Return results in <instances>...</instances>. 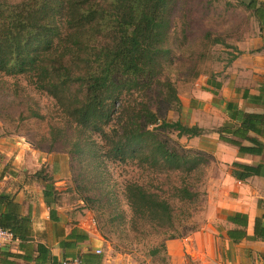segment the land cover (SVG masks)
<instances>
[{"label":"trees","instance_id":"1","mask_svg":"<svg viewBox=\"0 0 264 264\" xmlns=\"http://www.w3.org/2000/svg\"><path fill=\"white\" fill-rule=\"evenodd\" d=\"M180 1L183 0H0V75L23 76L36 91L54 100L67 117L73 127L49 126L51 143L61 141L73 157L97 165L99 152L90 142V134H101L100 125L116 119L119 133L113 132V138L102 134L107 139L106 153L122 162H135L142 169L165 171L183 179V184L174 188L175 197L182 203H191L198 193L188 178L199 173L204 157L191 149L169 146L154 131L170 130L176 138L189 139L199 136L202 130L160 120L145 104L135 110L123 100L161 75L170 64L172 14ZM243 7L259 29L264 28V3L247 0ZM160 86L163 99L178 111L175 88L167 79ZM256 90L257 96L243 92L242 98L264 106V85ZM225 110L234 127L219 128L218 139L236 147L240 154L260 156L264 144L258 138L264 139V113H245L231 103H226ZM27 112L38 117L30 108ZM242 141L248 146H242ZM231 166L236 169V180L264 178V164ZM42 183L40 194L48 219L56 222L55 191L51 184ZM124 193L134 219L158 227L171 225V206L154 191L131 182L125 185ZM259 221L254 220L252 238H264V222L257 228ZM0 229L8 230L18 246L32 241L29 215H22L19 204L5 193H0ZM65 239L58 242V247L72 250L85 237L77 239L71 230ZM34 252V258L27 260L60 264L42 244H36ZM9 257L23 259L18 254ZM82 258V262L77 259L79 264L100 263L96 254Z\"/></svg>","mask_w":264,"mask_h":264},{"label":"rangeland","instance_id":"2","mask_svg":"<svg viewBox=\"0 0 264 264\" xmlns=\"http://www.w3.org/2000/svg\"><path fill=\"white\" fill-rule=\"evenodd\" d=\"M246 2L180 1L172 14L170 64L147 85L125 95L124 103L135 110L145 104L160 120L172 122L175 106L163 99L160 82L167 79L176 88L177 83L179 86L198 75H214L212 72L224 69L236 52L234 44L256 34L257 22L244 9ZM249 75L264 79L256 71ZM249 81L251 89V77ZM28 108L38 117H31ZM0 117V189L24 188L36 193L41 191L42 182L51 184L56 198L53 208L62 220L59 226L69 229L79 225L90 231L100 242L96 255L101 264H167L164 242L200 229L210 178L218 166L210 151L188 148V141L176 138L170 130L154 131L169 146L191 149L204 157L199 173L188 178L198 195L191 203H182L174 188L181 186L183 179L165 171L142 169L135 162H122L106 153L107 139L102 134L113 138V132L119 133L116 119L102 123L101 134H90V142L99 152L96 165L73 157L61 141L50 142L49 126L62 129L73 125L54 100L36 91L23 76L0 75ZM131 182L142 184L169 203L171 225L158 227L132 217L124 193L125 185ZM3 246L15 248L10 243Z\"/></svg>","mask_w":264,"mask_h":264},{"label":"crops","instance_id":"3","mask_svg":"<svg viewBox=\"0 0 264 264\" xmlns=\"http://www.w3.org/2000/svg\"><path fill=\"white\" fill-rule=\"evenodd\" d=\"M258 1L264 3V0ZM254 29L256 34L234 44L236 52L224 69L212 72L214 75H198L191 81L180 82L179 86L177 83L175 88L180 108L171 115H174L172 122L202 130L197 137L180 138L188 141V148L210 151L218 166L210 178L212 182L207 189L208 200L200 229L185 238L164 242L167 264H264V238H252L254 220L260 219L257 228L264 222V178L251 176L243 181L236 180L233 176L236 169L231 166L232 163L264 164V151L260 156L240 154L236 147L220 141L217 133L219 128L234 127L225 110L226 103L245 113H264L260 102L242 98L243 92L257 96L256 88L264 85L260 76L249 75L255 71L264 75V28L260 30L256 23ZM249 77L253 84L251 89L247 87ZM258 140L264 144V139ZM241 145L248 146V143L242 141ZM23 189H0V193L12 196L21 214L29 215L32 241L19 246L18 241H12L10 245L15 248L0 247V264H36L32 259L27 260L34 258L36 244H42L58 263L75 257L82 262L83 256L98 250L100 242L90 231L79 225L62 228L58 213L56 222L50 221L40 191L31 193ZM71 230L77 239L85 237V240L76 242L72 250L60 249L58 242L66 240ZM11 254L21 255L23 259L9 257Z\"/></svg>","mask_w":264,"mask_h":264},{"label":"built area","instance_id":"4","mask_svg":"<svg viewBox=\"0 0 264 264\" xmlns=\"http://www.w3.org/2000/svg\"><path fill=\"white\" fill-rule=\"evenodd\" d=\"M12 241L11 233L8 230L0 229V247ZM94 254H99V250H95ZM60 264H79V261L77 259H65Z\"/></svg>","mask_w":264,"mask_h":264}]
</instances>
